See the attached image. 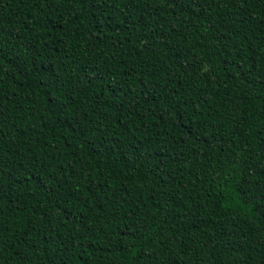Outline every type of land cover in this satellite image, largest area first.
I'll use <instances>...</instances> for the list:
<instances>
[{
  "label": "trees",
  "instance_id": "obj_1",
  "mask_svg": "<svg viewBox=\"0 0 264 264\" xmlns=\"http://www.w3.org/2000/svg\"><path fill=\"white\" fill-rule=\"evenodd\" d=\"M255 2L0 0V264H264Z\"/></svg>",
  "mask_w": 264,
  "mask_h": 264
},
{
  "label": "snow or ice",
  "instance_id": "obj_2",
  "mask_svg": "<svg viewBox=\"0 0 264 264\" xmlns=\"http://www.w3.org/2000/svg\"><path fill=\"white\" fill-rule=\"evenodd\" d=\"M207 3L211 4V3H217L218 5H225L227 6L229 9H236L237 11H239V7L238 6H243V5H251L253 7L258 6L255 2V0H206ZM39 69H37L38 71ZM113 83L115 84L116 88L120 87L119 83H116L115 81H113ZM115 90V89H114ZM0 115H3L2 113H0ZM82 115H86L82 114ZM107 117L105 116L104 119H106ZM95 130H98V128H96V126H94ZM113 148H118L119 145H112ZM137 151H144L143 149V145L140 146L139 149H137ZM13 169H8L7 173H11L13 172ZM4 172L3 169H0V176H3L5 174H7ZM90 175V174H89ZM94 179V178H93ZM92 181H89V184H91ZM102 183H106V182H102ZM98 187H100V185H98ZM92 189L89 187L87 189H85L83 186H81L77 191H74L73 193H71V195L73 196V198L75 199H91V196L88 195L89 193H91ZM65 192L67 193L68 190L65 189ZM245 203H250L252 200H256L257 202H264V190H259L257 189L256 191H246L245 192ZM10 197L8 195V193H6L3 189L2 186V182H0V257H2L4 248H3V237L6 233L12 231L11 227L8 225L7 221V217L5 216V212H16V211H20L23 212V208H21L19 206V204H17V208H11L8 207L5 204V201L9 200ZM103 203V201L99 200V194H97V200L95 201L96 205H99ZM253 207H255V205H253ZM259 213L261 216H264V206H262L260 209H258ZM44 217H41L39 219L32 217L29 220H25L23 222V227L21 229H19V233L20 235L27 237L29 235V233L31 232H35L36 231V223H41V226L43 227V223L42 221L44 220ZM66 219V218H65ZM36 220V223H33L32 221ZM49 224H51V221H48ZM53 230H55L56 226L52 225L51 226ZM100 227V230H102V226H98ZM127 231L132 234V229L131 227H129L127 229ZM136 231H139V228L136 229ZM16 233H13V235H15ZM45 237L41 236V240H44ZM81 247H83V245H80ZM132 247H135V243H133L131 245ZM126 250V249H125ZM17 255H19V253H17ZM22 264V262H21ZM137 264H139V262H137Z\"/></svg>",
  "mask_w": 264,
  "mask_h": 264
}]
</instances>
